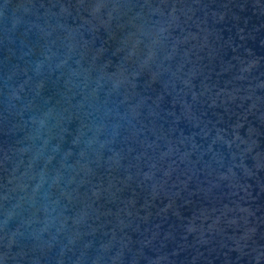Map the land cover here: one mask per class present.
Segmentation results:
<instances>
[{"label":"water","instance_id":"water-1","mask_svg":"<svg viewBox=\"0 0 264 264\" xmlns=\"http://www.w3.org/2000/svg\"><path fill=\"white\" fill-rule=\"evenodd\" d=\"M0 264H264V0H0Z\"/></svg>","mask_w":264,"mask_h":264}]
</instances>
